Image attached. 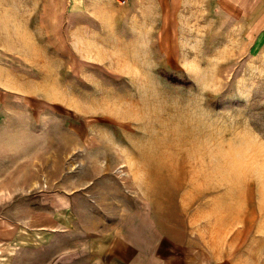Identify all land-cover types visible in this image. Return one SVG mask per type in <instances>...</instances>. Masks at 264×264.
<instances>
[{
  "label": "rangeland",
  "instance_id": "374dc122",
  "mask_svg": "<svg viewBox=\"0 0 264 264\" xmlns=\"http://www.w3.org/2000/svg\"><path fill=\"white\" fill-rule=\"evenodd\" d=\"M119 1L0 0V264H264V43Z\"/></svg>",
  "mask_w": 264,
  "mask_h": 264
},
{
  "label": "crops",
  "instance_id": "0c3cea01",
  "mask_svg": "<svg viewBox=\"0 0 264 264\" xmlns=\"http://www.w3.org/2000/svg\"><path fill=\"white\" fill-rule=\"evenodd\" d=\"M215 2L228 24L232 21L241 26V29H238L239 35L254 36L252 46L260 47L259 42L264 43V0H215Z\"/></svg>",
  "mask_w": 264,
  "mask_h": 264
},
{
  "label": "built area",
  "instance_id": "2783aa9c",
  "mask_svg": "<svg viewBox=\"0 0 264 264\" xmlns=\"http://www.w3.org/2000/svg\"><path fill=\"white\" fill-rule=\"evenodd\" d=\"M119 3H120L121 5H124V4L126 3V0H120Z\"/></svg>",
  "mask_w": 264,
  "mask_h": 264
}]
</instances>
